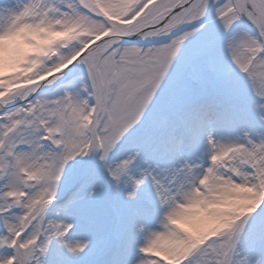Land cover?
<instances>
[{"label":"snow or ice","instance_id":"obj_1","mask_svg":"<svg viewBox=\"0 0 264 264\" xmlns=\"http://www.w3.org/2000/svg\"><path fill=\"white\" fill-rule=\"evenodd\" d=\"M58 2L67 11L56 0L0 4V106L25 102L0 126V264L264 257V199L249 210L246 229L201 235L186 214L203 200L185 190L207 186L218 162L238 151L245 160L225 175L264 189V0ZM47 12L96 27L52 64L63 71L50 83L73 77L63 95L29 101L41 84L13 75L12 53L21 37L25 54L35 51L23 33ZM136 37L158 39L142 47ZM77 81L80 91H69ZM23 124L35 131H21ZM178 235L180 248L160 250Z\"/></svg>","mask_w":264,"mask_h":264},{"label":"clouds","instance_id":"obj_2","mask_svg":"<svg viewBox=\"0 0 264 264\" xmlns=\"http://www.w3.org/2000/svg\"><path fill=\"white\" fill-rule=\"evenodd\" d=\"M95 27L80 21L74 15L62 17L47 12L45 15L37 16L33 21V26L23 33L27 37V43L35 51L21 55L15 65L18 71L14 72L13 75L22 77L25 83L31 82L42 85L43 82L47 81L51 84L50 79L63 71L62 67H52L59 52L61 50L67 52L79 44L81 40L87 38L89 32L95 31ZM56 34H60L61 39H55ZM74 37H78V39H74ZM68 39H72L70 44L64 42ZM2 95L3 93H0V96ZM239 137H243V132L239 134ZM245 158L243 151L229 153L218 162L215 176L211 179L205 177L208 179L207 186H205L204 180L199 181V187L186 186V191L193 192L198 199L203 200L199 208L190 209L186 214V222L201 235L219 229H223L229 234L242 227L246 229L249 210L258 207L257 197L264 199V189H253L251 185L243 182L242 177L231 179L225 175L233 166L239 167ZM241 171L244 170L241 169ZM192 179L195 181V174H193ZM204 197L207 199L204 200ZM181 239L182 236L178 235L162 240L158 247L163 252L175 251L180 248ZM262 260L264 257H256L252 264Z\"/></svg>","mask_w":264,"mask_h":264},{"label":"rangeland","instance_id":"obj_3","mask_svg":"<svg viewBox=\"0 0 264 264\" xmlns=\"http://www.w3.org/2000/svg\"><path fill=\"white\" fill-rule=\"evenodd\" d=\"M122 2L125 3V4H131L132 0H122ZM3 3H5V0H0V4H3ZM56 3H57V6L60 7L61 11H67V5L66 4H64V5H66V8H63V7H61L62 4L59 3L58 0H56ZM110 17L113 18L114 20H117V21L119 19L116 16H111L110 15ZM211 18L214 20V13L212 14ZM3 23H4V21L0 20V26H2ZM215 24H216V26H220L219 25V21H215ZM55 39H61V37H59V38L55 37ZM74 39H78V37H74ZM64 42L66 44H70L72 42V39L65 40ZM147 47H151V46H147ZM9 75H11L10 72H9ZM76 75H80V73H77ZM67 78H68L67 81H65L63 84H60V85L58 84V85H55V86H52V85L47 86L49 88V90H51L50 94H48L46 92L38 93L34 98L31 99V101L36 99V98L55 99V98L59 97L60 95H63V93L65 91L64 85H67L69 80L73 79L72 76H67ZM81 85H82V81H77L75 86L74 87H69L68 90L69 91H80ZM20 107H22V106L19 105L15 109L14 108L13 109L12 108L11 109H0V126H2L4 123L7 122L6 121V117L4 116L5 113L16 112ZM19 129L21 131H24L25 129H27L28 131H31V132L35 131L34 127L29 126L27 124L20 125ZM236 134L237 133H234L231 136V139H235ZM4 191H5V189L3 188L2 184H0V200H2V194H3ZM242 255H244V251L243 250H242Z\"/></svg>","mask_w":264,"mask_h":264},{"label":"bare ground","instance_id":"obj_4","mask_svg":"<svg viewBox=\"0 0 264 264\" xmlns=\"http://www.w3.org/2000/svg\"><path fill=\"white\" fill-rule=\"evenodd\" d=\"M19 42L21 44V47L16 48L12 53V58L14 61L19 60L21 55L25 54L26 50H28V46L24 43V40L22 37L19 38ZM26 43H27V41H26ZM3 54H4V45L2 42H0V61H2V59H3ZM143 241H142L143 243H141V246L145 243V240H143Z\"/></svg>","mask_w":264,"mask_h":264}]
</instances>
